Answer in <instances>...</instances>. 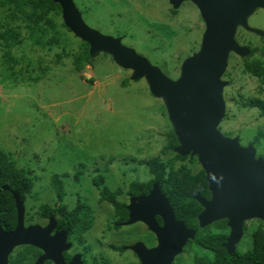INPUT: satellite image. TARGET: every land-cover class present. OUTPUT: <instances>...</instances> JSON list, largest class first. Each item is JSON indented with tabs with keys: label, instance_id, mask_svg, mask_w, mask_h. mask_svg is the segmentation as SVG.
<instances>
[{
	"label": "rangeland",
	"instance_id": "rangeland-1",
	"mask_svg": "<svg viewBox=\"0 0 264 264\" xmlns=\"http://www.w3.org/2000/svg\"><path fill=\"white\" fill-rule=\"evenodd\" d=\"M73 1L89 27L121 37L124 45L173 81L180 78L184 60L200 49L205 24L189 1L176 11L166 9L167 0ZM9 15L8 8L0 7V31L16 28L21 43L10 48L19 64H5L6 48L0 41V152L11 156L19 168L33 171L34 186L25 196L27 202H48L58 194L65 203L79 198L92 206L93 232L101 237L106 213L97 206L100 194L92 180L101 176V189L124 190L131 182L151 178L142 159L159 156L167 161L174 156L175 151L164 150L168 132L174 133L165 105L150 92L144 78L132 80V71L117 65L107 53L90 57L91 62L76 71L74 57L86 49V42L62 25V10L50 13L54 28L43 35ZM247 21L264 32V8H257ZM41 24L46 26L44 21ZM52 38L58 42L49 44ZM235 41L253 52L228 53L221 77L226 83L225 111L217 129L226 137H237L243 147L253 145L256 158L264 159V117L258 108L242 106L243 100L260 97L259 91H264V84L244 71L245 61L260 60L264 65V36L238 26ZM259 132L262 136L253 144ZM193 164L189 165L194 172L201 168L198 161ZM258 225V219L245 222L236 249L250 248ZM149 237L141 224L111 231L104 261L131 263L135 258L126 247L139 241L152 244ZM112 244L123 250L112 249ZM184 249L173 264H193L192 247Z\"/></svg>",
	"mask_w": 264,
	"mask_h": 264
},
{
	"label": "water",
	"instance_id": "water-1",
	"mask_svg": "<svg viewBox=\"0 0 264 264\" xmlns=\"http://www.w3.org/2000/svg\"><path fill=\"white\" fill-rule=\"evenodd\" d=\"M62 10L64 24L89 45L91 58L100 53L109 54L117 65L132 71L131 79L144 78L150 92L165 105L174 128L180 156H196L205 172L210 198L198 195L194 199L202 210L197 215L200 227L225 219L229 233L223 247L229 254L243 235L244 223L250 219L264 222V159L256 158L253 145L243 147L238 138L224 136L217 125L224 116L225 102L221 80L227 65L229 51L246 56L249 48L235 41L238 26L264 36V32L251 27L247 19L257 8H264V0H169L174 8L183 1L196 5L205 24L200 49L181 64V75L173 81L133 48L122 43L121 37L104 35L89 27L73 0H52ZM7 188V186H4ZM17 211V223L10 232L0 225V257L4 263L7 254L17 246L32 245L43 250L34 264L50 260L66 264L62 252L71 244L63 233L51 235L55 221L51 218L45 227L24 226V203L18 190L11 191ZM129 217L119 225L143 222L156 237V245L147 248L136 242L131 249L141 264H172L196 231L175 218L173 209L156 181L149 193L131 198L127 206ZM162 220L159 225L155 220ZM74 257L68 264L75 263Z\"/></svg>",
	"mask_w": 264,
	"mask_h": 264
},
{
	"label": "trees",
	"instance_id": "trees-1",
	"mask_svg": "<svg viewBox=\"0 0 264 264\" xmlns=\"http://www.w3.org/2000/svg\"><path fill=\"white\" fill-rule=\"evenodd\" d=\"M0 7L8 8L10 10L9 17L11 19H18L25 23L31 30L39 31L41 34L47 33L49 29L54 28V23L49 18L50 13H61V7L58 3L52 0H0ZM44 21L46 26L42 27L41 22ZM64 27V23H62ZM36 27L37 29H34ZM0 41L3 42L6 50L3 53V59L5 64L12 62L19 64V61L11 55L10 48L14 45L21 43L20 33L14 27H8L3 31H0ZM55 38L48 41L49 44H54ZM85 43V42H84ZM86 49L82 53H78L74 57L76 71L82 70L84 62H91L90 55L88 53V44L85 43ZM251 53L253 52L252 49ZM12 67V66H9ZM244 71L249 75L258 78L262 84H264V65L260 60L254 62H244ZM90 80H93L92 78ZM260 97H250L242 101L244 108L256 107L259 110V115L264 117V91H259ZM262 133H258L253 140V144H257L260 140ZM178 146V141L173 133L172 129L167 134V144L164 150L174 151V148ZM188 158L187 156H180L174 153V156L164 161L159 156H154L147 159H142L140 163L144 164L151 178L145 181H134L129 184L128 190L133 194L147 193L151 189L152 185L158 181L159 187L165 197L168 199L175 218L179 221H183L185 225L196 231V236L193 241H189L187 246L192 247L193 252V264H264V222L259 220V225L255 228L251 235L250 248L244 251L238 249L234 253L229 254L223 247V243L229 233L227 221L225 219L216 221L208 226L200 227L197 220V215L202 210L201 205L194 199L195 195L203 197L205 199L210 198V191L205 179V172L202 168L198 171H193L189 163H184ZM196 161V158H193ZM176 162L178 166H174ZM0 183L8 182L13 190H18L21 198L25 199V196L31 192L34 186V179L31 176H26L27 172H31L27 168H19L13 158L5 152H0ZM3 177V178H1ZM8 177L7 179H4ZM93 185H95L100 194L101 201L110 202L115 212L119 216L118 219L123 220L126 218L125 207L121 205L118 196L121 194L119 190L110 191L107 187L101 189L102 183L101 176H96L93 179ZM53 184H55L53 182ZM61 195L58 194L59 199ZM7 199L11 200L12 206L10 211L5 210ZM0 211L2 213L7 212L5 225L8 229H14L16 226V210L14 206V198L12 194L6 191H2L0 194ZM8 209V208H6ZM79 207H77L73 213H78ZM123 213V214H122ZM80 217V216H79ZM158 222L161 220L158 218ZM68 224L71 227V231L75 232L79 229H88L92 226L91 221H81V219H71ZM117 228V227H116ZM245 228V223H244ZM194 246V248H193ZM114 247V246H113ZM32 248L30 246H20L13 254L14 264H31L34 259L32 251L27 250ZM115 249L122 251L120 246H115ZM195 250V251H194ZM45 264H51L47 261ZM94 264H108V262L99 261L96 257ZM133 264V263H127Z\"/></svg>",
	"mask_w": 264,
	"mask_h": 264
},
{
	"label": "flooded vegetation",
	"instance_id": "flooded-vegetation-1",
	"mask_svg": "<svg viewBox=\"0 0 264 264\" xmlns=\"http://www.w3.org/2000/svg\"><path fill=\"white\" fill-rule=\"evenodd\" d=\"M167 1H168V5H167L166 9L171 10V11L178 10L179 8H181V5L184 2H187V1H183L180 3L178 8H174L173 5L170 3V1L169 0H167ZM189 2H191V1H189ZM187 158L190 160L188 163L191 165L194 163L193 158H196V157L187 156ZM196 161H197V158H196ZM179 163H182V162H179ZM193 166H194V164H193ZM1 170H3V169L0 168V171ZM28 170H30V169H28ZM30 171H31L30 173L29 172L26 173V176H29L31 173H33L32 170H30ZM1 178H3V177H1ZM7 178L8 177H5L4 179H7ZM4 186H7V188H4ZM2 191H6V192H9L10 194H12L11 191H13V189L10 187L8 182H3V183H0V194ZM119 192L121 194L118 196V199L121 202V205L124 206L125 210H126V218L125 219H123V220L118 219L119 216H117L118 214L115 212L114 207L110 202L105 201V200L101 201L99 199V201L97 203V206L99 207V209L105 210V213H106L105 214V222H104V230L102 229L101 237H97V235H95V233L93 232V225L90 228L85 229V230H83L81 228L75 232L71 231V227L68 224V222L72 218L75 220L81 219V221H92V219L94 218V211L92 209V206L88 203H85V201H83L79 198L75 199L72 202L69 201V203H65V200L59 199V198H56L54 200H50L48 202L43 201L42 203H40L34 199H30V201L27 202V200L22 198L23 203H24V215H23L24 225L28 226V225L37 224L40 227H45L49 224L50 219L54 218L55 225H54L53 230L50 232V234L54 235L55 233L56 234L58 233V234H61V236H63V233H65L66 243L71 244V246L68 249H66L62 252L63 261L66 264H68L74 257H76L74 264H94L95 257L99 261L106 259L107 256L103 252V249L105 248L104 246H108V247L111 246L110 243L105 245V241H108V238H109L111 231L118 230L121 227L131 226V224L130 225H119V223H123L129 217V211L127 209V206L130 203L131 198L138 196V195H146L149 193V192H147L144 194L143 193L133 194V193L129 192L128 188H126L124 190H119ZM12 197H13V195H12ZM5 203H6V208H8V209L5 208V210L10 211L11 210L10 206H12L11 200L7 199L5 201ZM26 203L28 205H26ZM0 205H1V203H0ZM14 206H15V202H14ZM77 207H79L78 213H80V215H79L80 217L73 213V211ZM15 210H16V208H15ZM9 211H6L5 213H2L0 211V225L5 232H10L13 230V229H8L5 225V221L7 220V217H6L7 214L6 213L7 212L9 213ZM103 215H104V213H103ZM16 217H17V211H16ZM158 218H160V217L158 215H156L155 220L157 222H158ZM160 220H161V218H160ZM135 224H141L146 229L149 236L153 238L152 244H151V242H147V241L144 242V244L148 248L154 247L156 245L155 235L148 229V227L143 222L138 221V222L133 223V225H135ZM158 224L162 225V220L160 223L158 222ZM188 244H189V242H188ZM94 245L97 248L96 251L93 248ZM21 246L32 247L30 249L27 248V250L32 251V253L35 256L31 264H34L35 261L37 260V258L43 253L42 249L37 248V247L32 246V245H29V244L21 245ZM115 246H116L115 244H112V249L115 250ZM18 247H20V246L15 247L14 249H12L7 254L4 263L1 261V257H0V264H14L13 263V254H14V251L17 250ZM184 250L186 251V249H184ZM128 251H130L135 258L131 263L141 264V260L136 255V253L133 252L132 250H128ZM191 252H193V251H191ZM95 253L98 255V257L95 255ZM191 260L193 261V257L191 258ZM47 261L51 262V264H54L50 260H47ZM47 261H44L43 264H45ZM25 264H28V262H26Z\"/></svg>",
	"mask_w": 264,
	"mask_h": 264
}]
</instances>
